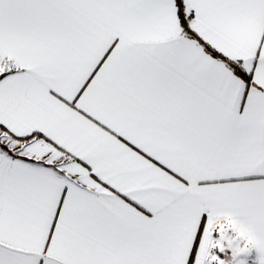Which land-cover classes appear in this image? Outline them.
I'll return each instance as SVG.
<instances>
[{
	"label": "snow or ice",
	"instance_id": "obj_1",
	"mask_svg": "<svg viewBox=\"0 0 264 264\" xmlns=\"http://www.w3.org/2000/svg\"><path fill=\"white\" fill-rule=\"evenodd\" d=\"M0 264H264V0H0Z\"/></svg>",
	"mask_w": 264,
	"mask_h": 264
}]
</instances>
